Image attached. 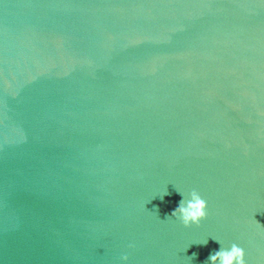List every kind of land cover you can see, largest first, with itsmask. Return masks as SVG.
<instances>
[{
  "label": "water",
  "instance_id": "obj_1",
  "mask_svg": "<svg viewBox=\"0 0 264 264\" xmlns=\"http://www.w3.org/2000/svg\"><path fill=\"white\" fill-rule=\"evenodd\" d=\"M234 243L264 264V0H0V264Z\"/></svg>",
  "mask_w": 264,
  "mask_h": 264
},
{
  "label": "clouds",
  "instance_id": "obj_2",
  "mask_svg": "<svg viewBox=\"0 0 264 264\" xmlns=\"http://www.w3.org/2000/svg\"><path fill=\"white\" fill-rule=\"evenodd\" d=\"M176 191L177 193L181 194L183 198L178 203V206L171 211L169 218L178 219L186 228H190L193 225L199 226L201 221L207 216L206 200L203 199L200 193L194 189L185 192L176 188ZM165 195H170L167 188H165L163 193L159 196L160 199L162 200ZM257 212L261 213V211ZM254 222L261 226V224L255 218ZM209 237L220 243V240L215 236H208L207 238L200 241L199 244L206 245L208 243ZM196 256V253H192V255L189 256V259L192 260ZM127 260V255H123L121 257L122 264H127ZM204 264H246L245 252L243 248L234 243L230 247L210 253L207 259L204 261Z\"/></svg>",
  "mask_w": 264,
  "mask_h": 264
}]
</instances>
